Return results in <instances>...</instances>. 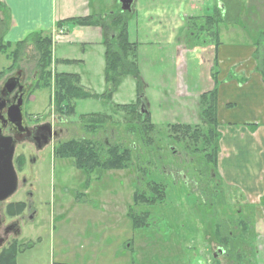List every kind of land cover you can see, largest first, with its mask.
Here are the masks:
<instances>
[{
	"label": "rangeland",
	"instance_id": "1",
	"mask_svg": "<svg viewBox=\"0 0 264 264\" xmlns=\"http://www.w3.org/2000/svg\"><path fill=\"white\" fill-rule=\"evenodd\" d=\"M212 1L192 0L191 2L195 4L193 14L185 17L183 26L190 27L194 24L186 22L191 17L201 19L212 14L209 8L215 9V13L220 11L216 1ZM218 1L228 9L225 19L236 20L228 29L233 28L243 36L244 30L254 38H257L255 33L263 32V28H260L264 27L261 0ZM112 3L114 0H101L99 7L101 13L107 10L105 15L107 22L108 16L119 12V6L110 9ZM174 3L175 1L171 0H135L133 11L127 13L129 41L138 44L135 62L143 84L144 97L148 99L150 119L154 125L148 146L126 132L125 112L112 110L116 105L137 102L138 88L135 78L131 75L121 81L112 93L109 103L96 98L77 99L74 101V114H60L61 121L58 120L59 113L54 109V103H50L49 100L52 85L51 92L49 89L32 92L37 60L33 44L24 46L17 65L0 78L1 84L16 68L22 70L23 81L27 83L29 90L23 103L24 121L27 126L49 121L54 129L61 130L58 142H66L73 138L99 140V143L105 140L109 143L134 146L136 149L132 153L130 168L109 170L101 178L92 175L93 179L89 176L88 181L85 174L75 168L71 160L54 159L47 148L44 152V165L33 166L36 173L38 170L35 186L39 195L36 199L33 196L32 199L34 206L38 207V217H33L27 222L21 237V241L25 243L23 246L28 242L33 246L30 249L25 247L18 253L17 264H51L55 261L66 264H202L200 262L202 254L196 252H201V247H206V243H210L214 233L221 228L226 231L231 229L233 224L246 222L254 233H257L256 228L259 226L261 236L264 238V206L261 207L259 218L260 213L255 209L244 208L245 204L241 202H237L239 204L233 202L234 198H228L226 187L222 185L219 175L213 171L211 179L212 166L201 160L202 142L195 143L189 136L184 135V132L176 134L169 130L174 124L189 125L191 130L204 128L196 116L200 111V94L177 93L174 77L170 78L172 66L169 64L168 54L174 49V43H171L173 34L171 20L178 18V14L171 12L168 19L165 12L170 11ZM242 8H245L243 16ZM97 15L96 12L94 17ZM159 28L162 29L160 34L155 32V29ZM41 31L44 34L51 33L52 38L54 34L59 35L57 29L54 32L45 29ZM222 31L224 36L227 32ZM38 32L40 31L30 32L25 40ZM66 34L74 40L69 42L66 40L67 37L57 36L58 39L53 41L52 72L75 74L85 92L103 95L107 90L104 80L103 45L91 39L82 42L86 36L75 33L72 27ZM257 39L260 49H263L264 41L261 40L264 38ZM228 40L239 43L235 37H229ZM65 59L77 62L67 64L63 62ZM7 60L0 54V71L9 65L10 61ZM210 86L207 82L202 89L206 91ZM165 90L168 92L167 97ZM98 113L110 115L112 118V121L106 124L105 132L99 130L93 133L84 129L81 117ZM25 145V142L16 145L14 158L19 155L26 156ZM171 148L176 150L175 154H172ZM149 155L154 159V168L146 162L150 160ZM25 163L27 162L24 161L23 173L17 172L18 188L21 185V176L30 173ZM146 166L160 171L166 177H173L174 182L168 178H159L157 175L152 177L146 175L145 181L163 184L166 192L164 200L149 210L153 214V220L157 222L156 226L146 227L144 231L139 232L131 228L126 212L137 190L136 183L139 179L136 178V168L140 167L144 173ZM83 181L86 187L81 185ZM204 187L208 191H204ZM146 197L149 198L147 194ZM16 201H25L20 189L5 202L0 203L1 216L5 215L4 206ZM261 204H264V200ZM133 210L145 212L148 208L144 204H137L133 206ZM4 219L11 220L7 215ZM203 233L208 238H205ZM131 239L133 244L125 249L124 245ZM254 241L252 238L249 239L250 249L253 247L255 249ZM262 241L264 242V239ZM204 260L205 264H213L207 251ZM257 260V254L255 256L254 253L252 262L255 263ZM220 262L225 264L223 258H220ZM261 264H264L262 244Z\"/></svg>",
	"mask_w": 264,
	"mask_h": 264
},
{
	"label": "trees",
	"instance_id": "2",
	"mask_svg": "<svg viewBox=\"0 0 264 264\" xmlns=\"http://www.w3.org/2000/svg\"><path fill=\"white\" fill-rule=\"evenodd\" d=\"M112 14L113 15L108 16V22L105 17L97 18L94 17V15H91L88 17L65 19L56 24V29L77 25L96 26L101 29L103 35L102 45L104 47V80L108 90H106V93L103 95L97 96L85 92L79 85L78 77L75 74L52 72L53 39L51 33H34L29 38L30 40L27 39L29 41L24 39L14 44L1 42L0 40V53H3L10 61L9 65L4 70L0 71V78H2L5 73L11 72L17 65L20 56L23 54L24 46L27 44H33L34 51L37 53V60L35 64L36 79L33 82L32 92L38 89H49L50 91L52 85L53 89L52 92L50 91L49 100L50 103H54V109L59 113V117H62L61 115L74 114V101L77 99L96 98L104 103H109L113 96L112 93L117 89L121 81L129 75L135 78L138 88L137 92H139L141 101H144L142 99V96H144L143 84L140 81L135 62L138 44L129 41L127 12H122L119 9L117 14ZM227 14L228 11H218L214 14L205 15L201 19L191 17L187 19L186 22L192 23L196 19L199 20L201 32L198 36L206 38L205 44L217 45L221 43V34L224 33L222 30H226L230 27L229 25L234 24V21H236L234 19H225ZM187 28L194 31L191 27ZM245 34H248V32H245ZM255 35L257 38L261 37V31L255 33ZM256 47V70L259 71L264 80V56L261 57L258 54L260 49L259 43L256 44ZM63 62L69 64L77 61L63 60ZM17 69H19V67L15 70ZM212 69L214 70L212 73L214 87L212 90L199 95L200 111L198 116L200 124H202L204 128H194L191 130L189 125H169V130L174 131L176 134L184 132V135L189 136V138L194 140L195 143L198 141L202 142L203 154L200 157L204 163H209L212 166V171L210 172L211 179L213 171L217 173L219 140L221 137L217 130L219 123L217 119L218 81L216 63ZM139 100L134 104L113 106L112 110L125 112L124 122L126 124V132H128L130 136H134L137 141L148 146L149 140H151L150 135L154 132V125L151 122L150 113L148 111L149 103L147 106L145 104V110L142 112L139 109ZM110 120L112 121L110 115L99 113L81 117L84 129L87 131H93V133L99 132V130H102L104 133L106 124H108ZM114 136L119 137L118 135ZM98 141L73 138L66 142H59L53 149L52 154L54 158L57 159L71 160L74 167L81 170L88 181L90 180L89 176L93 179L92 175L101 178V176L109 170H124L131 167L132 153L136 151L134 146H125L120 143H103L102 141L99 143ZM149 158L150 160L146 162L154 168V159L150 155ZM23 160V156L21 157V155L14 159L17 170H22ZM152 168L150 169L146 166L144 173L141 172L140 167L136 168V178L139 179L136 183L137 190L136 193L133 194L132 204L128 206L126 212L131 228L136 229L139 232L144 231L143 229L146 227L152 225L156 226L157 222L153 220V214L149 210L154 209L157 203L164 200L166 192L163 184H153L155 181H145L146 175L151 177L157 175L159 178H168L171 182L174 180L173 177H166L161 174L160 171H155ZM82 186H85L84 181ZM215 186H217V183H215ZM205 190L208 191L207 188L204 187V191ZM138 191L143 193L139 194L137 193ZM145 192H148L146 194L149 198L146 197ZM137 204H144L148 210H145V212L134 211L133 206ZM25 205L26 203L24 201L9 202L4 206V213L9 218H13L25 210ZM201 208H203L202 204ZM155 218L158 219L159 217ZM234 226L235 224H233L231 229H227L226 231H224L225 229L223 228L218 230L216 243L223 247V251L225 253L227 252L234 264H247V261L248 264H256V262H252L254 259V247L253 249H250L249 242H246L243 235V233L248 231V225L246 222L244 224L240 223V234L238 235L233 232ZM157 228L160 227L157 226ZM132 242L133 239L126 243L128 246L126 247L125 244L124 248L128 249ZM234 246L236 248H234ZM22 250L23 247L18 242H12L8 248H5L0 252V264H17V255ZM250 255L251 259H249ZM51 264L66 263L54 262Z\"/></svg>",
	"mask_w": 264,
	"mask_h": 264
},
{
	"label": "crops",
	"instance_id": "3",
	"mask_svg": "<svg viewBox=\"0 0 264 264\" xmlns=\"http://www.w3.org/2000/svg\"><path fill=\"white\" fill-rule=\"evenodd\" d=\"M171 1L175 3L170 11L165 12L168 19L171 12H180L185 17L193 14L195 4L191 2L192 0ZM100 5L101 0H0V40L14 44L26 39L30 32H42L43 29L54 32L59 21L88 17L96 12L97 18H104L107 10L101 13ZM116 6L118 7V2L114 0L110 9ZM242 10L243 16L245 8ZM261 10L264 13V0H261ZM262 17L264 18V14ZM171 22L175 26L180 24L175 19ZM70 27L74 28L75 33L86 36L82 42L91 39L102 44L103 35L99 27L80 25L64 27V33L54 34L53 41L59 36L67 37L66 40L69 42L74 40L66 34ZM260 28H263L261 38H264V27ZM155 32L160 34L162 29H155ZM225 32L227 36L221 34V43L217 45H207L195 50H186L182 45H176L173 50L171 49V53L168 54V61L172 66L170 78L174 77L177 93L202 94L214 87L212 68L216 63L219 123L217 130L221 136L216 174L226 187L228 198L233 197V202H241L245 204L244 208L251 207L260 213L261 207L264 206L261 204L264 200V80L256 70L255 54L259 40L245 34L244 30L242 32L244 36L233 28H227ZM174 36L173 33L172 40ZM229 37H235L239 43L228 40ZM0 54L6 58L3 53ZM258 54L263 57L264 48L259 49ZM207 82L208 86L209 84L211 86L204 91L202 86L207 85ZM164 92L167 97V90ZM258 216L261 218V213ZM239 229L240 224L235 225L233 232L238 235ZM256 229L257 233H254L248 228L243 235L246 242L250 238L255 240L254 253L258 257L256 264H261V244L264 245L262 241L264 238L261 236L259 226ZM216 235L217 232L214 233L212 241L207 242L211 244L207 247L216 243L214 241ZM205 248L201 247L203 255L206 252ZM216 262L220 263V259Z\"/></svg>",
	"mask_w": 264,
	"mask_h": 264
},
{
	"label": "flooded vegetation",
	"instance_id": "4",
	"mask_svg": "<svg viewBox=\"0 0 264 264\" xmlns=\"http://www.w3.org/2000/svg\"><path fill=\"white\" fill-rule=\"evenodd\" d=\"M215 1H216L215 2L216 5L218 6L219 1L218 0H215ZM227 10L228 9L226 8L225 5L223 6V8H220V11L225 12ZM209 11H212V13H215V9L209 8ZM177 14H178V18H176L175 20L180 22V24L178 26H175L174 23L171 22L173 26V33H175L174 39L172 40L174 42V48L176 45H182L183 47L186 48V50H195L196 48L202 49L205 46L207 47V45H210V44H205L206 38H202V36L200 37L198 36V34L201 32L200 31L201 26H200L199 20L193 21L194 23L193 26H190L194 30L192 31L191 29H188L187 27L183 26L185 22V16H183L180 12H177ZM137 95H138L137 100L140 99L139 105H141V102L143 103L145 102L144 104L148 105V99L146 97L142 96V99L144 101H141L139 92H137ZM57 117H58V120L61 121V117L59 116ZM198 119H199V116H198ZM27 127L28 129L25 130V132L21 134L20 141L16 143V145L19 143H24V142L26 143L25 150H26L27 157L23 156V159H24L23 164H24V161L27 162V164L25 163V165L28 167V169H30V173H28L27 176L25 174L21 176V185L19 186V188L17 187L18 188L17 191L20 189L22 196L25 199L24 201L26 203L25 210L21 214L11 218L10 221H5L4 216L6 215L1 216V213H0V252L4 250L5 248H8L11 245V243L14 241L18 242L23 247V249L25 247L29 249L32 248L33 245L32 243H29V242L27 243L26 246H23L25 243L21 241V237L23 235V228L26 226L27 222L32 220L33 217H38V207L34 206L33 201H32L33 196L36 199V197L39 195V191L37 187L35 186L36 185L35 176L37 177L38 170L36 173L35 170H33V166L36 164L39 166L44 165L45 150L49 148L52 153L53 149L59 143L58 137L61 134L59 130H56L53 128V126L51 125L49 121L43 122L41 124H34L32 126H27ZM14 132H16L15 128L10 127V126L5 128L3 131L4 134H12V135ZM169 140H171V137L169 138ZM102 142L105 143V140H102ZM171 151H172V154L176 153V150L174 148L173 149L171 148ZM54 159H57V158H54ZM14 165H15V161H14ZM15 169H16V172H20V173H23L24 171L23 169L17 170L16 167ZM26 170L27 168L25 169V171ZM1 208H2V205H0V209ZM102 234H103V231H102ZM207 245H211V244L206 243L205 249L208 252V254H210V259L213 262V264H221V262L220 263L216 262L217 259H220V258H223V260L225 261V264H234L233 260L230 259V256L227 254V252L225 253L223 251L224 249L221 245L217 243H212L211 247L210 246L207 247ZM234 248L236 247L234 246ZM220 250L222 252H220ZM196 253H200L201 255V252H196ZM194 256H196L195 253H194ZM255 256H256V253H255ZM55 262H60V261H55ZM200 262L202 264H205L203 254H202V258Z\"/></svg>",
	"mask_w": 264,
	"mask_h": 264
},
{
	"label": "water",
	"instance_id": "5",
	"mask_svg": "<svg viewBox=\"0 0 264 264\" xmlns=\"http://www.w3.org/2000/svg\"><path fill=\"white\" fill-rule=\"evenodd\" d=\"M117 2L122 12H132L134 0ZM218 6L223 8L220 2ZM26 94L27 88L23 82L21 69L8 75L0 85V202L7 200L17 190L18 177L13 165V156L16 143L20 141L21 134L28 129L23 118ZM139 108L143 112L145 104L141 102ZM8 126L15 128L16 132L13 135L3 133Z\"/></svg>",
	"mask_w": 264,
	"mask_h": 264
},
{
	"label": "built area",
	"instance_id": "6",
	"mask_svg": "<svg viewBox=\"0 0 264 264\" xmlns=\"http://www.w3.org/2000/svg\"><path fill=\"white\" fill-rule=\"evenodd\" d=\"M61 32V31H60Z\"/></svg>",
	"mask_w": 264,
	"mask_h": 264
}]
</instances>
